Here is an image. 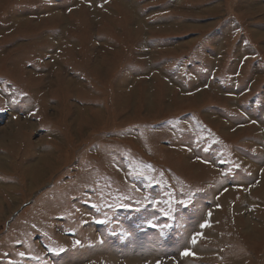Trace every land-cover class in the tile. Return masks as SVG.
I'll return each mask as SVG.
<instances>
[{
    "label": "rangeland",
    "instance_id": "374dc122",
    "mask_svg": "<svg viewBox=\"0 0 264 264\" xmlns=\"http://www.w3.org/2000/svg\"><path fill=\"white\" fill-rule=\"evenodd\" d=\"M0 264H264V0H0Z\"/></svg>",
    "mask_w": 264,
    "mask_h": 264
},
{
    "label": "snow or ice",
    "instance_id": "6c2138e0",
    "mask_svg": "<svg viewBox=\"0 0 264 264\" xmlns=\"http://www.w3.org/2000/svg\"><path fill=\"white\" fill-rule=\"evenodd\" d=\"M156 203H159V202H156ZM181 203H183V202H181ZM157 225H153V227H156ZM211 225H210V223H208V222H205L204 224H201V228H205V227H210ZM165 227H167V225H165ZM198 235H200V236H202V233H198ZM196 242V239L195 238H193V243H195ZM77 243H79V241H77ZM61 251H63V249H61ZM186 254H190V253H186ZM21 255H24L23 253H21Z\"/></svg>",
    "mask_w": 264,
    "mask_h": 264
}]
</instances>
